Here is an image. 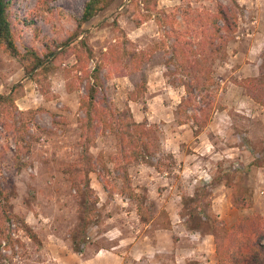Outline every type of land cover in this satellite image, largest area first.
<instances>
[{"label":"rangeland","instance_id":"374dc122","mask_svg":"<svg viewBox=\"0 0 264 264\" xmlns=\"http://www.w3.org/2000/svg\"><path fill=\"white\" fill-rule=\"evenodd\" d=\"M37 1L14 0L12 17L27 19ZM47 1L52 11L33 15V26L16 24L20 52L25 47L41 51L45 41L64 39L74 29L73 17L80 15L85 2ZM218 2L235 11L237 28L228 40L225 58L212 64L219 84L215 109L197 137L190 123L177 122L175 109L184 90L179 86V76L168 73L165 66L172 43L167 28L152 18L142 20L145 10L135 0H114L82 25L94 50L90 67L101 60L106 65L101 73L104 87L98 95L101 105L124 108L127 103L137 121L147 118L157 124L161 146L172 153L177 164L169 173L142 162L128 166L132 184L145 187L153 210V219L146 225L138 219L134 204L119 193L120 173L111 163L108 190L91 173V186L99 196V223L89 229L81 253L70 242L77 221L76 193L62 172L81 151L78 101L85 89L84 84H75L73 91L67 90L71 74L66 69L73 56L46 75L33 72L30 77L24 74V59L0 51V95H11L16 106L14 109L0 97V187L9 198L5 201L0 194V264H116L114 253L122 254L128 264H196L193 257L202 234L187 231L179 211L181 195L191 194L200 183L208 185L211 210L223 226L228 227L240 216L264 215V166L252 164L255 158L264 160V28L260 25L264 0H157V8L177 12L176 28L183 31V9L214 11ZM152 46L160 48L151 59L139 71L126 72L127 53ZM114 55L119 57L118 63H111ZM121 68L125 73L118 72ZM249 77L259 79L256 85L263 104L234 82ZM141 79L147 86L144 98L128 101V91ZM12 116L21 125L17 136L26 140L20 144L14 143L12 131L3 126L12 122ZM90 152L94 156L102 152L105 157L113 154L114 136L98 128L96 145ZM221 175L222 179H232L234 187L252 191L250 208L232 205V190L219 183ZM21 219L36 239L28 236ZM206 242L205 248L210 243L211 248L214 246ZM138 250L148 252L135 261L131 255ZM186 252L192 258L180 262L177 256Z\"/></svg>","mask_w":264,"mask_h":264},{"label":"trees","instance_id":"16d2710c","mask_svg":"<svg viewBox=\"0 0 264 264\" xmlns=\"http://www.w3.org/2000/svg\"><path fill=\"white\" fill-rule=\"evenodd\" d=\"M113 1L85 0L80 15L73 17L74 29L70 30L64 39L45 41L41 51L25 47L24 52H20L16 44V24L33 26V15L51 12L52 8L47 0H38L35 7L29 10L30 17L13 18L14 0H0V51L24 59V74L30 77H33V72L46 75L55 70L60 62L73 56V61L66 69V72L71 74L67 90L71 92L75 84H84L85 93L78 101V108L82 112L79 118L78 139L80 156L62 168L77 198V221L70 233V242L78 253L82 252L88 242L89 229L99 223V196L91 186V173H94L103 188L108 190L112 184L109 180L111 163L113 169L120 173L119 193L134 204L138 219L146 225L153 219V210L145 187L132 184L128 166L133 162H142L153 166L158 172L169 173L177 164L172 153H167L162 148L157 124L148 122L147 118L137 121L127 103L124 108H112L102 106L99 101L98 95L104 87L101 73L106 65L105 61L101 60L90 67L94 50L88 43V31L82 29V25L109 7ZM135 1L145 10L142 20L152 18L158 26L167 28L172 37L170 55L165 61V66L168 73L179 76V86L184 90V95L176 105L175 114L179 124H191L193 135L197 137L213 116L219 84L213 76L212 64L216 59L225 58L228 40L237 28V15L230 6L220 2L216 3L214 11L183 9L185 30L181 31L176 28L177 12L159 10L157 0ZM142 20L137 21V24ZM82 33L85 35L81 37ZM164 46L163 44L162 47L165 48ZM158 48L160 47L152 46L149 50H130L126 55L128 63L124 65L126 72L139 71ZM109 54H114L112 48ZM111 60V63H118L120 59L114 55ZM124 69L121 68L118 72L123 74ZM258 81L257 77L234 79L237 85L246 89L253 100L263 104L261 91L256 85ZM173 82L176 83L175 77ZM146 92V81L141 79L128 91L127 99L142 100ZM0 97L16 109L15 100L11 95ZM17 122L12 116V122L6 121L3 126L12 131L14 143L20 144L26 140L23 136H17L21 126L17 125ZM98 128L114 136L115 152L108 157L102 152L96 156L90 152L96 145ZM252 164L263 167L264 160L255 158ZM222 176L219 179L223 182L219 180V183L231 188L232 205L236 209L250 208L253 205L252 191L246 187H234L232 179H222ZM207 186L200 183L194 187L191 194L181 195L179 216L183 218L184 228L189 232L212 235L217 264H264V215L240 216L228 227L223 226L222 221L211 210ZM0 194L3 200H9L1 187ZM3 208L7 213L6 207ZM21 223L28 236L36 239V235L23 219Z\"/></svg>","mask_w":264,"mask_h":264},{"label":"crops","instance_id":"0c3cea01","mask_svg":"<svg viewBox=\"0 0 264 264\" xmlns=\"http://www.w3.org/2000/svg\"><path fill=\"white\" fill-rule=\"evenodd\" d=\"M247 1H250V3H252V0H247ZM263 6H264V3H263ZM263 9H264V7H263ZM260 25L262 28H264V20L260 23ZM252 75H255V72H252ZM144 238H146V236ZM198 238H200L199 243H197V245H196L198 249L194 253L195 255L193 257V259L196 260V262H197L196 264H217L213 243H212V246H213L212 248H211V243L209 244L210 248H208L209 245H207L208 247H206V248L203 246V243L206 241L213 242L212 236L206 234V235H199ZM146 252H148V251L144 252V251L138 250V251L133 252L131 256L136 261V260L140 259L143 256V254H146ZM114 255L117 257L116 264H128L124 261L122 254L114 253ZM177 257L179 258V259L178 258L177 259L180 260V262L181 261L183 262L188 258H192L191 253H189V252H186V254H181Z\"/></svg>","mask_w":264,"mask_h":264}]
</instances>
